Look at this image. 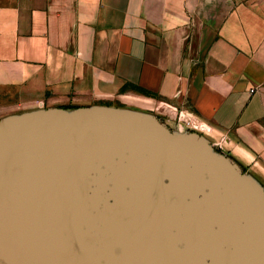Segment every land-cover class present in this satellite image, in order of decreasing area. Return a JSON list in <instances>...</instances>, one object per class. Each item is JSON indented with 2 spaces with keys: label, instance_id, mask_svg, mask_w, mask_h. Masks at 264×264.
I'll return each mask as SVG.
<instances>
[{
  "label": "water",
  "instance_id": "obj_1",
  "mask_svg": "<svg viewBox=\"0 0 264 264\" xmlns=\"http://www.w3.org/2000/svg\"><path fill=\"white\" fill-rule=\"evenodd\" d=\"M0 264H264V193L156 117L34 111L0 124Z\"/></svg>",
  "mask_w": 264,
  "mask_h": 264
},
{
  "label": "crops",
  "instance_id": "obj_2",
  "mask_svg": "<svg viewBox=\"0 0 264 264\" xmlns=\"http://www.w3.org/2000/svg\"><path fill=\"white\" fill-rule=\"evenodd\" d=\"M39 102L181 111L264 193V0H0V124Z\"/></svg>",
  "mask_w": 264,
  "mask_h": 264
},
{
  "label": "built area",
  "instance_id": "obj_3",
  "mask_svg": "<svg viewBox=\"0 0 264 264\" xmlns=\"http://www.w3.org/2000/svg\"><path fill=\"white\" fill-rule=\"evenodd\" d=\"M39 108H43L44 107V103L43 102H39L38 103ZM178 115H177V122L178 124H181L185 127H187L189 130L192 131H197L198 129L201 128V124L200 122H198L197 120H195L192 117L187 116L186 114H184L183 112L176 110Z\"/></svg>",
  "mask_w": 264,
  "mask_h": 264
},
{
  "label": "rangeland",
  "instance_id": "obj_4",
  "mask_svg": "<svg viewBox=\"0 0 264 264\" xmlns=\"http://www.w3.org/2000/svg\"><path fill=\"white\" fill-rule=\"evenodd\" d=\"M44 108V107H43ZM41 108V110H47V109H50V108ZM34 112V111H33ZM67 113H70L69 111H65ZM31 113V112H30ZM171 132L175 133V129L174 128H170ZM192 131V130H191ZM195 132V131H194Z\"/></svg>",
  "mask_w": 264,
  "mask_h": 264
}]
</instances>
